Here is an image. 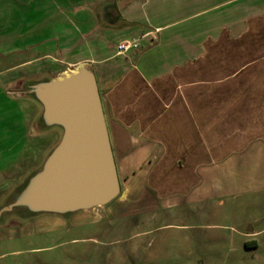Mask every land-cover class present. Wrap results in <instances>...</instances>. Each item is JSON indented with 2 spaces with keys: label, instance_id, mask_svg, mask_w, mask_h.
Returning a JSON list of instances; mask_svg holds the SVG:
<instances>
[{
  "label": "crops",
  "instance_id": "1",
  "mask_svg": "<svg viewBox=\"0 0 264 264\" xmlns=\"http://www.w3.org/2000/svg\"><path fill=\"white\" fill-rule=\"evenodd\" d=\"M6 2L8 49L22 42L25 52L41 53L0 72V112L7 128H17V141L34 130L27 148L45 155L42 166L56 144L39 142L57 129L44 126L30 85L86 66L127 193L150 194L168 208L264 193V0ZM17 10L25 17L21 33L14 31ZM133 39L140 47L119 55L118 46ZM12 90L28 102L10 99ZM238 235L252 239L245 244L251 264H264V226Z\"/></svg>",
  "mask_w": 264,
  "mask_h": 264
},
{
  "label": "rangeland",
  "instance_id": "2",
  "mask_svg": "<svg viewBox=\"0 0 264 264\" xmlns=\"http://www.w3.org/2000/svg\"><path fill=\"white\" fill-rule=\"evenodd\" d=\"M18 6L23 8V5ZM6 8V0H0V72L22 64L32 52H36L35 56L41 53L39 48L25 52L22 42L16 43L14 53L8 49L7 41H10L13 26L12 17L5 13ZM19 11L14 16L16 32L25 20ZM70 70L77 71L76 68ZM12 74L18 73L7 76ZM30 82L17 83L15 88L23 87L25 90ZM35 83L30 85V89ZM30 95L33 93H29L28 97ZM8 97L14 100L20 97L28 102V98L18 90H12ZM29 103L26 113L33 122L36 111L33 102ZM1 114L0 124L4 123L5 127L0 129V208L10 199L9 192L21 185L28 173L34 174L42 167L38 160L40 154L35 148L30 152L27 148L34 130L25 129V136L17 141V136L13 134L18 132L17 128H7L8 121L3 118L5 113ZM56 129L51 132L52 136L48 134L46 140L39 142L48 146L55 142V147L48 150V157L63 135L61 128ZM139 195L141 193H127L121 185L119 197L108 206L67 216L46 213L31 216L30 264L253 263L252 254L245 246L252 239L238 234H248L250 226L253 231L264 226V193L244 195L229 201L213 198L209 203L194 205L179 201L170 208L157 205L150 194L143 193V198ZM262 202L263 206L258 207ZM254 218L262 221L254 223ZM258 240H264V236Z\"/></svg>",
  "mask_w": 264,
  "mask_h": 264
},
{
  "label": "water",
  "instance_id": "3",
  "mask_svg": "<svg viewBox=\"0 0 264 264\" xmlns=\"http://www.w3.org/2000/svg\"><path fill=\"white\" fill-rule=\"evenodd\" d=\"M46 128L63 135L40 170L0 215L15 210L71 215L105 207L121 193L117 166L96 77L82 66L72 75L31 86Z\"/></svg>",
  "mask_w": 264,
  "mask_h": 264
},
{
  "label": "flooded vegetation",
  "instance_id": "4",
  "mask_svg": "<svg viewBox=\"0 0 264 264\" xmlns=\"http://www.w3.org/2000/svg\"><path fill=\"white\" fill-rule=\"evenodd\" d=\"M19 190L9 192L10 199L0 208V212L12 203ZM30 225L31 214L26 210H15L0 215V264H30Z\"/></svg>",
  "mask_w": 264,
  "mask_h": 264
},
{
  "label": "built area",
  "instance_id": "5",
  "mask_svg": "<svg viewBox=\"0 0 264 264\" xmlns=\"http://www.w3.org/2000/svg\"><path fill=\"white\" fill-rule=\"evenodd\" d=\"M139 47H140V40L133 39V40L125 41V42L121 43L118 46L117 50H118V54L122 55V54H125L132 49H138Z\"/></svg>",
  "mask_w": 264,
  "mask_h": 264
},
{
  "label": "bare ground",
  "instance_id": "6",
  "mask_svg": "<svg viewBox=\"0 0 264 264\" xmlns=\"http://www.w3.org/2000/svg\"><path fill=\"white\" fill-rule=\"evenodd\" d=\"M72 73L74 72H65L63 73L62 75H59V76H56V77H53L55 80H60V79H64V78H67L69 77L70 75H72Z\"/></svg>",
  "mask_w": 264,
  "mask_h": 264
},
{
  "label": "trees",
  "instance_id": "7",
  "mask_svg": "<svg viewBox=\"0 0 264 264\" xmlns=\"http://www.w3.org/2000/svg\"><path fill=\"white\" fill-rule=\"evenodd\" d=\"M246 246H248V243L246 244Z\"/></svg>",
  "mask_w": 264,
  "mask_h": 264
}]
</instances>
